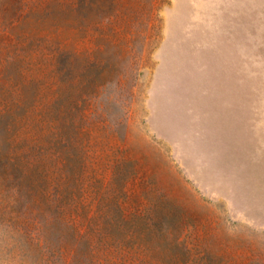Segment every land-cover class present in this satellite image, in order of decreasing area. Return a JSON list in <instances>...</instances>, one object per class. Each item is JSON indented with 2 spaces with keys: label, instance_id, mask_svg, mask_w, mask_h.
<instances>
[{
  "label": "rangeland",
  "instance_id": "374dc122",
  "mask_svg": "<svg viewBox=\"0 0 264 264\" xmlns=\"http://www.w3.org/2000/svg\"><path fill=\"white\" fill-rule=\"evenodd\" d=\"M0 264H264V0H0Z\"/></svg>",
  "mask_w": 264,
  "mask_h": 264
}]
</instances>
